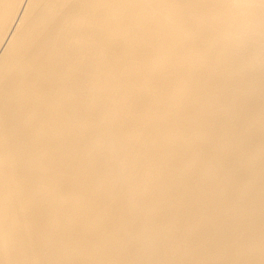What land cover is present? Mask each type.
Masks as SVG:
<instances>
[{
    "label": "bare ground",
    "instance_id": "bare-ground-1",
    "mask_svg": "<svg viewBox=\"0 0 264 264\" xmlns=\"http://www.w3.org/2000/svg\"><path fill=\"white\" fill-rule=\"evenodd\" d=\"M0 264H264V0H0Z\"/></svg>",
    "mask_w": 264,
    "mask_h": 264
}]
</instances>
